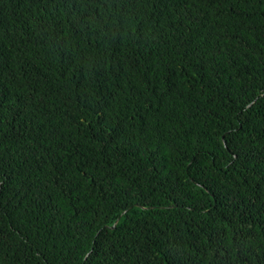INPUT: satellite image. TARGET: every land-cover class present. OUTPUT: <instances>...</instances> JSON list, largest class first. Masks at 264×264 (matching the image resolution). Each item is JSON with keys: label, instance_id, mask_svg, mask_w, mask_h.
<instances>
[{"label": "trees", "instance_id": "trees-1", "mask_svg": "<svg viewBox=\"0 0 264 264\" xmlns=\"http://www.w3.org/2000/svg\"><path fill=\"white\" fill-rule=\"evenodd\" d=\"M0 264H264V0H0Z\"/></svg>", "mask_w": 264, "mask_h": 264}, {"label": "water", "instance_id": "water-1", "mask_svg": "<svg viewBox=\"0 0 264 264\" xmlns=\"http://www.w3.org/2000/svg\"><path fill=\"white\" fill-rule=\"evenodd\" d=\"M123 214H125V212ZM119 220H120V218L116 221V223L114 224V226L111 227L112 229L116 228L117 223L119 222Z\"/></svg>", "mask_w": 264, "mask_h": 264}]
</instances>
